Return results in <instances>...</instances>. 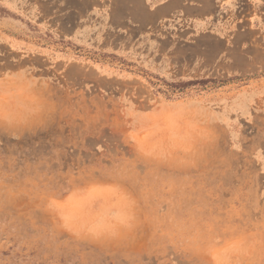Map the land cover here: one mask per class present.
I'll return each mask as SVG.
<instances>
[{"label": "rangeland", "instance_id": "rangeland-1", "mask_svg": "<svg viewBox=\"0 0 264 264\" xmlns=\"http://www.w3.org/2000/svg\"><path fill=\"white\" fill-rule=\"evenodd\" d=\"M0 264H264V0H0Z\"/></svg>", "mask_w": 264, "mask_h": 264}]
</instances>
